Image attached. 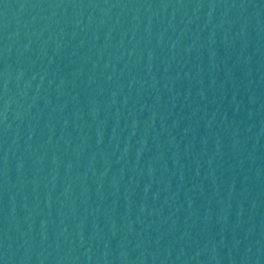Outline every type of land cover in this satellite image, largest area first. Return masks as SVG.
Masks as SVG:
<instances>
[{
    "label": "water",
    "instance_id": "obj_1",
    "mask_svg": "<svg viewBox=\"0 0 264 264\" xmlns=\"http://www.w3.org/2000/svg\"><path fill=\"white\" fill-rule=\"evenodd\" d=\"M0 264H264V0H0Z\"/></svg>",
    "mask_w": 264,
    "mask_h": 264
}]
</instances>
